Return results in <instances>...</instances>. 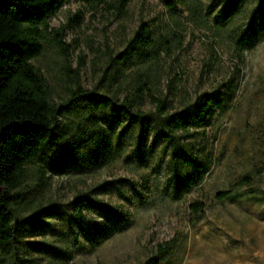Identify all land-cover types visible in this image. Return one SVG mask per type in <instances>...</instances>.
Masks as SVG:
<instances>
[{"label":"rangeland","instance_id":"1","mask_svg":"<svg viewBox=\"0 0 264 264\" xmlns=\"http://www.w3.org/2000/svg\"><path fill=\"white\" fill-rule=\"evenodd\" d=\"M195 1L202 18L197 24L185 0H175L171 8L165 0H125L118 15L111 4H57L45 35L56 37L50 29L55 28L67 54L45 42L31 58L54 100L66 97V75L75 67L82 87L103 92L99 77L108 55L143 20L161 49L154 89L165 92L171 106L201 90L227 89L196 134L211 160L200 183L187 193L170 189L166 154L159 143L140 156L128 154L135 137L126 123L121 130L116 123L112 130L111 140L118 136L125 144L117 153L84 166L71 165L62 173L46 170L42 183L28 167L16 187L23 195L19 211L27 213L40 203L44 208L36 213L48 215L54 228L25 239L64 244L71 254L64 258L24 246L31 257L25 264H152L151 251L163 241L169 245L158 264H264V30L259 25L264 22V2L258 8L256 0H228V15L222 18L225 0ZM250 21L252 42L237 61L231 38ZM150 106L145 100L142 107ZM142 147H147V139ZM78 190L100 201L82 208L94 242L81 235L70 217L67 223L63 213L51 212L57 205L68 212L66 203ZM217 191L224 194L217 197ZM192 200L201 202L198 212L187 207ZM102 225L106 229L98 230Z\"/></svg>","mask_w":264,"mask_h":264},{"label":"trees","instance_id":"2","mask_svg":"<svg viewBox=\"0 0 264 264\" xmlns=\"http://www.w3.org/2000/svg\"><path fill=\"white\" fill-rule=\"evenodd\" d=\"M60 1L63 0H0V264H25L31 257L26 256L24 246L64 258L70 256L71 250L64 244L25 239L45 227H54L48 215L36 213L44 208L40 203L27 213H20L23 195L16 187L28 167L36 173V182L42 183L46 170L62 173L71 165L84 166L119 152L125 144L118 136L111 140L116 123L120 124L119 130L123 123L133 128L135 140L127 149L130 155L140 156L159 143L166 154L167 181L175 194L187 193L198 185L211 160L196 134L209 120L214 107L221 105L222 93L227 88L219 93L201 90L179 106H171L166 93L154 89L161 49L151 37L147 21H139L122 46L108 55L99 77L104 80L103 92L82 87L75 67L66 75V97L56 101L50 96L48 83L31 58L43 49L45 42L64 50L55 28L50 29L56 37L45 35L49 33L48 18ZM80 1L90 6L111 4L115 15L122 12L125 2ZM174 2L165 0L169 8ZM263 2L256 0L255 7ZM185 4L193 23H201L196 1L185 0ZM227 4L225 0L222 18L228 15ZM257 15L262 13L258 11ZM260 24L264 30V22ZM253 25L248 22L231 38L237 61L252 42ZM234 68L238 70L236 65ZM145 100L151 105L148 109L142 107ZM262 192L264 195V189ZM223 194L216 192L217 197ZM92 202L100 201L78 190L66 203L68 212L60 205L51 212L63 213L67 223L70 217L81 235L94 242L91 222L82 211ZM201 206L198 200L187 204L194 212ZM104 226L97 228L106 229ZM168 245L167 241L154 245L152 264H158Z\"/></svg>","mask_w":264,"mask_h":264}]
</instances>
